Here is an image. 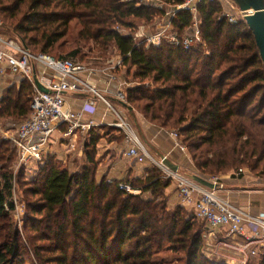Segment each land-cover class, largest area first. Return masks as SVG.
I'll list each match as a JSON object with an SVG mask.
<instances>
[{
  "label": "trees",
  "instance_id": "obj_1",
  "mask_svg": "<svg viewBox=\"0 0 264 264\" xmlns=\"http://www.w3.org/2000/svg\"><path fill=\"white\" fill-rule=\"evenodd\" d=\"M221 12L217 1L197 3L201 42L185 49L167 41L136 44L133 34L118 30L162 13L141 0H0L3 30L34 52L76 58L89 43L102 52L113 46L127 74L140 82L126 88L125 103L156 126L178 128L198 173L233 175L246 166L263 178L264 64L245 21L230 23ZM192 18L179 10L171 24L182 31ZM31 96L26 80L7 89L0 118L25 119ZM88 134L77 171L60 164L55 153L37 161L38 177L24 189L31 198L26 241L11 221L9 164L16 148L0 137V264H165L155 258L164 249L182 252L184 264H221L203 256L204 228L185 206L169 203L170 180L155 167L123 182L97 178L96 147L103 135L94 128ZM248 264H264V250Z\"/></svg>",
  "mask_w": 264,
  "mask_h": 264
},
{
  "label": "built area",
  "instance_id": "obj_2",
  "mask_svg": "<svg viewBox=\"0 0 264 264\" xmlns=\"http://www.w3.org/2000/svg\"><path fill=\"white\" fill-rule=\"evenodd\" d=\"M200 1L181 0L173 6V16L175 12L185 10L197 19V3ZM214 1L229 9V11L225 9L222 16L226 17L230 23H235L242 18V12L232 0ZM164 32L165 30L162 29L146 37L147 45L157 46L162 41H167L187 49L192 45L194 38L199 39L197 20L182 35L177 32H169L165 35ZM120 63L121 59H119ZM84 70L79 61L72 58L59 59L44 52H34L26 47L19 37L10 38L0 33V73L7 72L18 76L29 82L32 89L28 116L15 130L0 128L2 138L12 141L15 146L19 162L25 164L30 160L41 161L48 156L50 145L55 143L53 134L59 128H63V138H68L67 145L73 147L70 144L72 138L87 136L95 126L92 120L83 117L84 109H90L96 101H101L114 115L115 120L111 126L124 133L127 145L124 154L127 157L137 163L148 162L161 173L164 179L174 183L181 203L192 206L195 219L212 229L225 230L228 235L238 238L236 249L239 252L245 253V256H254L262 252L264 250V217L243 211L219 195L216 188H209L196 182L191 174L180 170L178 166L172 169L166 163L165 156L158 160L153 158L121 110L113 105L109 97L80 77ZM80 92L92 95L88 97L86 107L84 106L82 110H74L67 106L66 96ZM115 96L116 99L125 102L123 91L117 92ZM12 131L13 133H10ZM171 134L174 137V145L181 152L186 153V147L177 132ZM242 172L243 169L239 168L233 175L237 177ZM207 180L221 186L219 176L208 177ZM107 182H110V179H107ZM119 188L126 192H137L126 183H119Z\"/></svg>",
  "mask_w": 264,
  "mask_h": 264
},
{
  "label": "crops",
  "instance_id": "obj_3",
  "mask_svg": "<svg viewBox=\"0 0 264 264\" xmlns=\"http://www.w3.org/2000/svg\"><path fill=\"white\" fill-rule=\"evenodd\" d=\"M117 58L120 59L119 54ZM95 73H97V71H84L80 74V77L89 81L101 93L109 97L113 105L120 109L124 116L128 114L132 117L135 126L136 123L138 124V131L142 134L148 147L152 148V151L149 149L148 151L153 158L158 160L165 156L170 164L178 166L180 170L191 175L196 174L202 176L194 168L191 158L186 155L187 152H181L174 145L172 132L170 133L161 127H157L146 121L142 115L137 113L134 118V113L132 111L118 106L119 104L116 102L115 94L124 90L121 86L123 84L121 80L111 79L109 78L110 76L105 73H103L102 76ZM21 81L22 79L18 76L11 75L7 72L0 73V100L7 89L11 87L19 89ZM87 99V96L69 94L66 96V105L74 110H82L84 106L86 107ZM83 117L92 120L95 124L93 128L98 130V132L103 127H110L111 123L115 120L113 113L108 110L101 101H96L94 106L90 109H84ZM114 130L117 131V129ZM55 132L60 135V141H62L60 144L65 150V155L59 157L58 152L53 151L54 144L50 145V154L57 153V158L60 160L64 158V162H69L74 165L71 171H77L85 162L84 143L88 140L89 134L83 138H72L70 144H72L73 147H69V145H67L68 138H63L62 135L63 128H59ZM55 132L53 135H56ZM96 148V158L98 159L97 178L105 177L106 179L123 182L127 180V178L144 177L146 175V169L150 166L148 162L137 163L124 154L127 150L125 139L124 141H117L113 138L102 136L98 139ZM68 156L70 157L68 158ZM202 177L208 178L206 176ZM219 182L221 186H217L216 191L224 199L251 215L264 217V182L262 179L250 178L242 174L236 177L228 173L220 175ZM165 195L171 205H183L174 183L170 182L165 190ZM185 207L193 210L192 206Z\"/></svg>",
  "mask_w": 264,
  "mask_h": 264
},
{
  "label": "rangeland",
  "instance_id": "obj_4",
  "mask_svg": "<svg viewBox=\"0 0 264 264\" xmlns=\"http://www.w3.org/2000/svg\"><path fill=\"white\" fill-rule=\"evenodd\" d=\"M141 1L144 3H150L156 8H160L162 10V13H156L155 16L152 18V20L148 23H145L141 20H136L134 21L135 25H133L130 28H126V27L118 28V30L121 33L133 34L136 44L140 42L142 43L144 42L147 45L146 37L153 35L162 29L165 30L164 32L165 35H168L169 32H177L179 35H182L183 32L187 30V29H184L182 31H179L178 29L174 28L171 23L169 24V21L171 22L170 19L174 17L172 14V8L174 4L166 3L164 0H141ZM224 10L229 11L228 8L222 7V12L220 14L221 16ZM196 20H197V27L199 31L198 15H197V19L192 18V25H194V22ZM0 23H1L0 24L1 34H4L6 37H10V38L17 37L15 34H12L8 31L3 30L1 20H0ZM198 38L199 39L194 38L191 46H197V44H200L201 42L200 33L198 34ZM99 54H101V56H99ZM118 54L119 53L113 46L109 48L106 52H102L98 50L96 45H94L93 43H89L86 46H83L80 48L79 57L72 58V59L79 61L82 64V66L85 68L84 70L85 72L97 71V73L95 74H98L99 76H102V74L105 73L109 75L110 76L109 78L111 79L121 80V82L123 83L121 86L123 87L122 89H124L123 92L125 93L126 88L137 86L140 84V82L137 79L133 78L131 74L132 72L130 73V75H128L125 67L121 63L119 64V59L117 58ZM132 112L134 113V118H135L136 113L139 115H142L135 109H132ZM125 117L127 121L130 123V125L132 126V128L134 129V132L136 133L138 138L144 144V146L147 149L152 151V148L148 147L142 134L138 131V124L136 123V126H135L132 120V117L130 115L127 114ZM23 120L24 118L14 119L12 117H4V118L2 117L0 118V128L3 130L8 129V128L15 130L17 126L19 125V123L22 122ZM113 128L116 129L113 126H110V127L106 126L105 128H102L99 131V133L102 134L104 137L107 136V137L113 138L114 140L119 141L120 139L123 138L124 133L122 131L118 132V130L116 131ZM163 129L167 130L170 133L177 132L178 134L179 132L178 128L176 129L163 128ZM10 133H13V131ZM55 134L56 135H53L52 137L55 140V143H54L55 146L53 147V151H57L59 157H63L65 155V150L63 146L60 144L62 142L60 141V135H58L57 132H55ZM0 137H2L1 133H0ZM55 154L57 156V153ZM186 155L190 158V155L188 153H186ZM46 157L42 158V160L38 162H42ZM69 157L70 156H68V158ZM60 161H61L60 164L68 167L69 170H72V168H74L73 164L69 162H64V158L63 160H60ZM36 163L37 161L30 160L27 163L22 164L19 162L17 155L15 154L12 162L9 164L10 165L9 170L12 172V201L14 204V210L12 212L11 221H12V225L14 226V228L18 230L20 236L23 238L24 241H26L27 239L26 237L27 232L32 231L30 230L29 226H28L29 228L28 230L24 229L25 217L27 214H30L29 209L27 207V202L31 199L28 193H26L24 189H27V187H29V183H31V180L33 178L38 177L37 175L38 166L36 165ZM241 169H243L242 175L249 176L250 178H259V179H262L264 182V177L262 178L258 176L257 172H254V171L252 172L246 166L241 167ZM235 171L237 170H234L232 173H235ZM207 177H212V176H207ZM187 212L189 215H193V210L188 209ZM196 221L205 230V233L203 235V245H202L201 251H202L203 256L206 257L207 259H210L216 263H221V264H248L250 260L252 259V257H254L250 255L245 256V253H241L236 249L237 243L239 242L238 238L228 235L225 230L212 229L208 227L202 221L197 220V219ZM29 256L32 257L31 255ZM155 258L158 261H161L162 263H165V264H184L185 262L184 255L182 252L174 253L170 251L169 249H164L158 252Z\"/></svg>",
  "mask_w": 264,
  "mask_h": 264
},
{
  "label": "water",
  "instance_id": "obj_5",
  "mask_svg": "<svg viewBox=\"0 0 264 264\" xmlns=\"http://www.w3.org/2000/svg\"><path fill=\"white\" fill-rule=\"evenodd\" d=\"M239 10L242 12V19L247 24L248 28L253 34L255 44L258 49L259 56L264 64V0H232ZM80 96L92 97L88 93H77ZM116 102L125 109L132 111V108L128 106L124 101L116 99ZM172 169H176L175 165L166 162ZM192 178L209 188H216L217 185L208 181L206 178L200 175H192Z\"/></svg>",
  "mask_w": 264,
  "mask_h": 264
}]
</instances>
